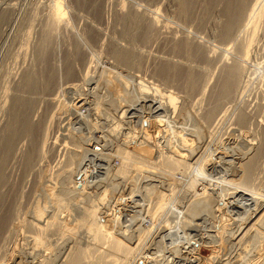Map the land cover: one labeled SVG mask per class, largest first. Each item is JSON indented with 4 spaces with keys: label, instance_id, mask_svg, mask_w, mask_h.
<instances>
[{
    "label": "rangeland",
    "instance_id": "1",
    "mask_svg": "<svg viewBox=\"0 0 264 264\" xmlns=\"http://www.w3.org/2000/svg\"><path fill=\"white\" fill-rule=\"evenodd\" d=\"M251 1L244 11L251 10L256 0ZM89 2L0 0V224L6 223L0 226V264H175L160 255L163 246L153 229L162 222L183 232L184 245L192 246L198 233L206 232L203 243L214 248H200L207 261L201 264H264V229L254 232L256 199L264 196L259 190L264 183V5L257 4L259 16L247 27L249 13L243 11L244 28L223 40L225 0L211 5L199 0L196 9L190 0ZM198 46L208 61L194 55ZM65 58L75 73L70 80L63 77ZM235 63L240 68L236 88L223 101L219 84ZM169 64L177 71L165 78L160 71ZM91 76L93 83L85 84ZM144 83L154 90L144 89ZM156 88L176 100L151 107L153 100L144 93ZM111 92L123 105L105 106ZM83 98L89 104L82 109L77 101ZM62 103L68 104L65 109ZM213 108L212 120L205 122ZM125 111L131 112L129 119ZM18 112L48 129L45 137L36 133L40 139L34 141L33 130L21 134ZM241 113L244 127L238 125ZM128 121L139 126L140 139L128 136ZM96 123V135L105 133L109 144L105 149L80 141L85 133L92 135ZM121 125L118 140L115 130ZM154 131L160 133L151 137ZM33 141L46 143L38 147V160L32 156ZM253 146L262 150L244 205L237 196L240 170ZM72 147L94 158L81 160L77 179L68 184L81 187L78 195L60 191ZM119 206L132 208L136 216L146 213L155 228L120 226Z\"/></svg>",
    "mask_w": 264,
    "mask_h": 264
},
{
    "label": "bare ground",
    "instance_id": "2",
    "mask_svg": "<svg viewBox=\"0 0 264 264\" xmlns=\"http://www.w3.org/2000/svg\"><path fill=\"white\" fill-rule=\"evenodd\" d=\"M76 1H78L79 2V4L81 5V6H89L90 5V0H76ZM197 1H199V0H190V2H191V9L192 8H195L194 6V4H196V2ZM206 1V0H205ZM218 0H210V4H208V5H211V3H215V2H217ZM222 1V0H221ZM224 1V0H223ZM225 1H228L227 3V7H226V4H225V10H226V12H225V14H226V18H227V22H226V24H225V26H222V27H224L223 28V30L221 31V33H220V37L224 40V39H228V38H230L231 39V37H233L234 38V36H233V34L236 32H234V30L236 29H239V30H241V27L242 28H244V26L245 27H247L248 25H249V22H251V24L252 23H254L253 21H252V19H254V20H256L258 17H257V15L259 16V14L258 13H256L257 11V8L256 7H258L259 5H257L258 3L260 4V2H261V0H256L255 1V3H254V5H253V7L251 8L250 6H252V5H250V3H249V1H251V0H248V2L247 3H249V4H247L246 3V1L247 0H225ZM219 2H220V0H219ZM252 2V1H251ZM224 3H226V2H224ZM245 3L247 4L246 5V7L248 6V5H250L249 7L251 8V10H248V12H247V8L245 9L246 11H244V6H245ZM95 4V3H94ZM215 4H217V3H215ZM261 4H263L264 5V1H263V3H261ZM260 4V5H261ZM190 6H189V8H190ZM214 7V6H213ZM248 7V9H250ZM260 7V6H259ZM210 8V7H209ZM191 9H189V10H191ZM196 9V8H195ZM208 9V8H207ZM194 10V9H193ZM193 10H191V11H193ZM217 10V9H216ZM224 10V9H223ZM209 11H212V9L210 10L209 9ZM245 12V14H246V12L247 13H249V14H247V15H244V12ZM250 11V12H249ZM258 11H259V9H258ZM224 14V13H223ZM242 14L244 15V17H245V19H247V22H246V24L243 26H241V24L243 23L242 21H244V20H242ZM4 16V15H3ZM3 16H2V19H3ZM246 16H248V18H246ZM244 17H243V19H244ZM256 19H255V18ZM4 18H5V16H4ZM199 18V17H198ZM201 18V17H200ZM194 19H195V17H194ZM193 19V20H194ZM196 20H197V18H196ZM200 20V19H199ZM199 20L197 21V23H199ZM129 21V20H128ZM194 22V21H193ZM196 22V21H195ZM244 23H245V21H244ZM149 24V23H148ZM194 24V23H193ZM196 24V23H195ZM129 25V24H128ZM119 29V28H118ZM143 31H144V29H143ZM146 31V30H145ZM234 32V33H233ZM239 31L237 30V33H238ZM219 37V38H220ZM236 38V37H235ZM238 39V38H237ZM236 40V39H235ZM249 43V42H248ZM246 45H247V42L245 43ZM246 45H243V44H241L239 47H242V50L241 51H243V48L244 47H246ZM238 46V45H237ZM244 46V47H243ZM237 49V48H236ZM246 50V49H245ZM244 50V51H245ZM205 52L206 51H204L203 50V48H201L200 46H198V47H196L195 49H194V55L196 56V57H199V58H202V59H204V60H207V58H206V55H205ZM248 52V51H247ZM43 53V52H42ZM48 53V52H47ZM244 53V52H243ZM43 55V54H42ZM45 56L44 57H46V54H44ZM41 56V55H40ZM210 56V55H209ZM244 56V55H243ZM68 57V56H67ZM42 58V57H41ZM46 58H48V55H47V57ZM71 58V57H70ZM43 59V58H42ZM45 59H43V61H44ZM47 60V59H46ZM65 63H66V68H65V72H64V74H63V77L67 80V79H69V78H71V79H73L75 76V73H74V69H73V67H71V66H73V65H71L69 62L71 61H68L69 60V58H65ZM209 60V59H208ZM207 60V61H208ZM234 63V62H233ZM71 65V66H70ZM229 65V64H228ZM232 65V64H231ZM167 67H162V69H161V75L162 76H164L165 78L166 77H169L170 75H171V73L172 72H174V71H177L176 70V68H177V66L176 65H174V66H176V68L175 67H173L174 68V70H172L173 68L171 67V66H173V65H171L170 66V64L169 65H166ZM227 66V65H226ZM180 67V66H179ZM182 68V67H181ZM240 68H239V66H238V64L237 63H235L234 65H232V66H229V69H226V71H227V73H226V75H228V70L230 71L229 72V75L226 77V75L224 74V76L226 77L225 79H223L224 80V82H222L223 84H221V81H220V87H221V85H223V91L221 90V88L219 89V90H221L222 92V95H220V99H221V97L223 98H225L226 96L227 97H229L228 95L230 94V92H232V90L234 89V88H236V87H234V86H236L235 84L237 83L236 81H237V79L236 78H238V74H239V70ZM49 71V70H48ZM189 71V70H188ZM52 72V71H51ZM50 72V73H51ZM50 73H49V75H50ZM175 73V72H174ZM183 74V73H182ZM31 75V74H30ZM43 75H45V74H43ZM48 75V74H47ZM48 75V76H49ZM52 75H53V77L55 76L53 73H52ZM32 76V75H31ZM172 76V75H171ZM50 77V76H49ZM193 77V76H192ZM224 78V77H223ZM193 79V78H192ZM37 80V79H36ZM36 80H35V82H36ZM55 80V77L53 78V81ZM70 80V79H69ZM194 80V79H193ZM222 80V79H221ZM93 81H94V78L91 76L90 78H88V80H86L85 82V84H87V85H91L92 83H93ZM27 82H29V81H27ZM38 83V82H37ZM52 82L50 81V86L52 85L51 84ZM194 83V82H193ZM28 84V83H27ZM150 84V83H149ZM195 84V83H194ZM25 85V84H24ZM29 85V84H28ZM38 85V84H37ZM152 85V84H151ZM150 85V86H151ZM30 87H31V84L29 85ZM32 86L33 87H35L33 84H32ZM74 86V88H75V86H76V89H77V85H72V86H70V87H73ZM148 84H146V83H144V89H146V88H148L147 90H154V88L152 87H150ZM26 87V86H25ZM69 87V86H68ZM69 87V90L71 91V89H73V88H70ZM87 87V86H86ZM89 87V86H88ZM48 87H46V89H47ZM79 88V87H78ZM83 88H85V87H83ZM90 88V87H89ZM36 89V88H35ZM75 89V90H76ZM157 89V88H156ZM32 90V89H31ZM146 90V91H147ZM69 91V92H70ZM145 91V90H144ZM157 91H158V89H157ZM157 91H155V92H157ZM234 91V90H233ZM68 92V91H67ZM83 92V91H82ZM148 92V91H147ZM144 93V95L147 97V98H149L150 99V101L151 100H153V102L152 103H150V105H151V107H158V105H160V104H158L159 102H161V101H171V100H173V101H175L176 100V98L172 95V94H170L169 95V93H168V95L166 96H163L159 91V94L161 95V96H158L157 94L158 93H155L156 95H154V93L153 94H149V93ZM153 92V91H152ZM220 92V91H219ZM234 93V92H233ZM87 94H88V92H87ZM215 94V93H214ZM89 95V94H88ZM111 95H112V98H110V97H108V101H107V103L105 104V106H107L108 108H113V106H114V104L115 103H117V102H119V103H121L122 104V102H123V99L122 100H119L118 98H116V96H114L113 95V93L111 92ZM232 95L233 94H231L230 96L232 97ZM126 96L128 97V96H130V94H128V93H126ZM216 96V95H215ZM215 98H217V97H215ZM221 99V100H225V99ZM230 98V97H229ZM20 99V98H19ZM75 99H77V98H75ZM118 99V100H117ZM220 99H217L218 101L220 100ZM228 99V98H227ZM232 99V98H231ZM27 100V99H26ZM212 100V99H211ZM220 100V101H221ZM15 101H17V103L19 102L17 99H15ZM21 101H22V99H21ZM20 101V102H21ZM31 101V100H30ZM159 101V102H158ZM216 101V100H215ZM217 101V102H218ZM222 101V102H223ZM229 101V100H228ZM19 102V103H20ZM27 102H29V101H27ZM172 102V101H171ZM16 103V102H15ZM23 103H25V102H23ZM32 103V102H31ZM91 103V102H90ZM163 103H165V102H163ZM177 103V102H176ZM219 103V102H218ZM22 104V103H21ZM26 104H28V103H26ZM87 104H89L88 103V101L86 100V99H81V100H79V101H77V105L78 106H80V108H82L83 109V107H85V106H87ZM174 104V103H173ZM220 104V103H219ZM18 105V104H17ZM66 105H68L67 103H62L61 105H60V108L61 109H65V107H67ZM120 105V104H119ZM123 105V104H122ZM166 105H167V102H166ZM16 106V105H15ZM14 106V107H15ZM23 106H25L24 104H23ZM29 106H30V104H29ZM33 106V105H32ZM71 106V105H70ZM74 107H75V105H73ZM168 106V105H167ZM172 106V105H171ZM19 107H20V105H19ZM27 107H28V105H27ZM98 107V106H97ZM126 107V106H125ZM173 107V106H172ZM216 107H217V104H216ZM219 107H221V106H219ZM18 108V107H17ZM25 109H26V107H24ZM77 108V107H76ZM120 108V107H119ZM15 109V108H14ZM14 109H13V111H14ZM22 109H23V107H22ZM30 110H31V108H29ZM77 109H79V108H77ZM76 109V112L78 111ZM86 109V108H85ZM171 109V108H170ZM215 110H216V108H215ZM17 111V110H16ZM15 111V112H16ZM21 111V110H20ZM19 111V112H20ZM114 111V110H113ZM119 111L120 110H118V113H119ZM127 111V110H126ZM124 112L123 113V115L124 116H126L127 115V118L129 119V116L131 115V112ZM174 111H175V109H174ZM174 111H171V112H174ZM213 111V112H212ZM19 112H18V117L20 116V114H19ZM24 111H22V113H23ZM26 112V111H25ZM28 112V111H27ZM115 112V111H114ZM170 112V111H169ZM31 113V111L29 112V114ZM211 114H209L208 115V117L207 118H205V122H210V120H212V117H213V113H214V108H213V110H211V112H210ZM27 114V113H26ZM98 114V113H97ZM111 114V113H110ZM115 114V113H114ZM168 114V113H167ZM24 116H22L23 118H22V122H20L21 124L20 125H22L21 127H20V129H19V131H20V133L21 132H23L24 131V135H25V132L26 131H29L30 132V134L32 133L31 131L33 130V132H35V136L37 135L36 133H40V135H39V137L40 136H44L45 137V135L47 134V130L45 129V128H43V125H41V124H39V125H32V124H30L29 122H31V121H28V120H26V118L25 117H27L28 119L30 118V115H27V116H25V114H23ZM78 115V114H77ZM172 115V114H171ZM170 115V116H171ZM20 116V117H21ZM175 116V115H174ZM247 116V115H246ZM15 117H16V115H15ZM171 118V117H170ZM15 119H18L19 120V118H15ZM169 118H167L166 120H168ZM173 119V118H172ZM246 119H247V117H246ZM14 120V119H13ZM21 120V119H20ZM30 120V119H29ZM32 120V119H31ZM165 120V122H167ZM180 120V119H179ZM16 122H17V120H15ZM96 121V120H95ZM114 121H115V119H114ZM15 122V123H16ZM130 122H133V121H130ZM130 122L128 121L127 122V124H129L128 126H129V130L127 131V132H129L128 133V136L130 135L132 138H136L137 140L138 139H140L141 138V136H140V134H142V132L140 131V128H139V126L136 124V123H132L133 125L132 126H130ZM170 122H172V120L170 121ZM243 122H245V114H243V113H241L240 115H239V118H238V125L239 124H243L244 125V123ZM14 123V124H15ZM19 123V122H18ZM18 123H16V124H18ZM32 123V122H31ZM13 124V125H14ZM33 124H35L34 122H33ZM90 124V123H89ZM88 124V125H89ZM92 124V123H91ZM90 124V125H91ZM112 124V123H111ZM126 124V125H127ZM19 125V124H18ZM84 125V124H83ZM87 125V126H88ZM97 125H99V124H97L96 123V126L95 127H93L94 126V124H93V128L92 129H90L91 131H89L88 129L89 128H91L90 126H89V128H87V131H89V132H91L92 133V135H89L88 133H85L84 134V136L83 135H81V136H83L82 137V139H80V141L81 142H85V143H87L89 146H93L94 148H97V149H105V148H107V146L109 145V144H107V141H105V139H104V134L105 133H102V135H99V136H97L96 135V131H97V129H96V127H98ZM103 125V124H102ZM113 125L114 126H116L114 123H113ZM240 125V126H241ZM242 125V127H244ZM245 125H246V122H245ZM112 126V125H111ZM122 126V125H121ZM121 126H118L117 128H116V130H115V132H116V135L115 136H117V135H119L120 136V134H119V131H121L122 129H125L123 126L121 127ZM12 128H14V127H12ZM19 128V127H18ZM86 128V127H85ZM11 130H13V129H11ZM26 130V131H25ZM19 131H15V132H13V133H11V136H13L12 134H15L16 132L17 133H19ZM114 132V133H115ZM122 133H123V130L121 131ZM156 132H158V133H160L159 131H156ZM155 131L154 132H150L149 134H150V136L151 137H153V134L154 133H156ZM80 133V132H79ZM107 133V132H106ZM114 133H113V135H114ZM22 134V133H21ZM29 134V135H30ZM9 135V134H8ZM164 135V134H163ZM10 136V137H11ZM16 136V135H15ZM14 136V137H15ZM18 136V138H19V135H17ZM21 136V135H20ZM32 136V135H31ZM34 136V135H33ZM107 136V135H106ZM8 137V136H7ZM10 137H9V139H10ZM14 137H11V138H14ZM79 137V136H78ZM163 137V136H162ZM5 138V137H4ZM15 138H17V137H15ZM15 138H14V140H15ZM17 138V139H18ZM32 138V137H31ZM41 138V137H40ZM39 138V139H40ZM47 138V137H46ZM8 139V138H7ZM35 139H37V140H39L38 139V137L36 136V138L34 137V141H35ZM121 139V136L120 137H118V140H120ZM5 141H8V140H6V139H4ZM11 140V139H10ZM13 140V139H12ZM45 140V139H44ZM34 141H33V143H34ZM10 142V141H9ZM15 141H11V144L12 143H14ZM40 141H36L34 144V148H33V152L32 151H30V152H32V156H33V158L35 159V157H34V155L36 154L37 155V157H38V155L40 156L42 153L41 152H38V151H40L41 149H42V144H46V143H42L41 144V149H38V144H40L39 143ZM43 142V141H42ZM45 142V141H44ZM3 143H5V142H3ZM10 144V145H11ZM83 144V143H82ZM7 145H9V143H7ZM95 145V146H94ZM199 145V144H198ZM11 146H13V144L11 145ZM249 146V145H248ZM263 146H264V142H263V145H262V148H263ZM6 147V146H5ZM8 147V146H7ZM14 147V146H13ZM39 147V148H40ZM249 147H251V146H249ZM8 148H11V147H8ZM31 148V149H32ZM259 148H261V146H259L258 148H256V147H254L253 146V148H250L251 149V151H252V153L251 154H247L248 156L245 158V160H241L242 161V164H243V166H242V170H240V171H242L241 172V177H240V179H239V182H240V184H239V188H238V200H239V203H243L244 202V205H245V202H247V201H245V199H246V196H247V194H248V192L246 191L247 190V187H248V184H249V181H252L251 180V176H253L255 173H253L252 172V170H253V168H254V164H256L255 163V161L258 159V156H259V154H261L260 152H261V150H262V148L261 149H259ZM30 149V150H31ZM37 149V150H36ZM6 150V149H5ZM5 150H4V152H5ZM12 150V148L10 149V151ZM68 150H70V152H69V155H68V159H67V167H69V169H68V171L66 172L67 173V175L65 176V177H63V179H62V181H63V183H62V187H61V193H66V192H68V194H70L71 193V191L72 192H74V194L76 193H80V191H79V187L78 186H75V184L74 185H72L73 187H71L70 185L68 186V184H69V182H72V181H70L71 180V178L74 180L75 178L77 179V177H78V175H77V177H75L74 178V176H76L75 175V173H77V171H76V167L78 166V164H79V162H82L81 160H83L84 159V161L85 160H87V161H89V162H92L93 160L92 159H94L93 157H92V155L90 154V155H88V154H85V153H83L82 152V150L81 151H79V148L77 147V148H71V149H68ZM91 151V150H90ZM260 151V152H259ZM6 152L8 153L9 152V149L8 150H6ZM30 152L28 153V155H31L30 154ZM37 152L38 153H41V154H37ZM67 152V153H68ZM254 152V153H253ZM6 153V154H7ZM32 156H29L28 157V160H29V158H32ZM8 158V157H7ZM6 158V159H7ZM32 158V159H33ZM40 157H38L37 158V160L39 159ZM31 159V160H32ZM34 159L32 160V162H34ZM27 160V159H26ZM96 160V159H95ZM95 160H94V162H95ZM5 162V161H4ZM31 162V161H30ZM32 162L30 163V165H32ZM29 163V162H28ZM28 163H26V164H28ZM82 163H84V162H82ZM1 164H2V162H1ZM85 164V163H84ZM91 164V163H90ZM5 165V164H4ZM30 165H27V166H30ZM257 166V165H256ZM1 167V166H0ZM79 167V166H78ZM258 168V167H257ZM78 169V168H77ZM256 169V167L254 168V170ZM3 170V169H2ZM253 170V171H254ZM81 171V170H80ZM98 171H99V169H98ZM257 171V170H256ZM2 172V171H1ZM239 172V171H238ZM240 173V172H239ZM253 175H252V174ZM1 174V173H0ZM250 174H251V176H250ZM1 176V175H0ZM224 176V175H223ZM239 176V175H238ZM236 177H237V175H236ZM253 178H256V177H253ZM261 178V177H260ZM223 180V179H222ZM254 180V179H253ZM77 181V180H76ZM226 181V180H225ZM255 181H256V179H255ZM79 182V181H78ZM264 182V181H263ZM81 183H82V181H81ZM232 183V182H231ZM79 184V183H78ZM263 185H259L260 186V188H259V190L261 189L262 190V192L264 193V183H262ZM80 185V184H79ZM234 185H236V184H234ZM252 185V184H251ZM75 186V187H74ZM258 186V187H259ZM156 187V186H155ZM81 188V187H80ZM235 188V187H234ZM250 188V187H249ZM252 188V187H251ZM81 190V189H80ZM260 190V191H261ZM70 191V192H69ZM245 191H246V193H245ZM59 192V191H58ZM236 192H237V190H236ZM235 192V193H236ZM258 192V191H257ZM60 193V194H61ZM44 194V193H43ZM67 194V193H66ZM81 194V193H80ZM79 194V195H80ZM251 194V193H250ZM78 195V194H77ZM75 196V195H74ZM84 196V195H83ZM257 196V195H256ZM3 197V196H2ZM80 197V196H79ZM250 197V196H249ZM259 198L258 199H256V206H257V211H256V213H257V215H258V218L259 219H257V221H256V225L254 226V227H256L255 228V231L254 232H258L257 234L259 235V234H261V231L264 229V196H263V198H262V195H259L258 196ZM48 198V197H47ZM140 198V197H139ZM251 198V197H250ZM249 198V199H250ZM257 198V197H256ZM238 202V201H237ZM236 202V203H237ZM119 204V203H118ZM117 204V205H118ZM247 204V203H246ZM247 205H249V204H247ZM254 205V204H253ZM256 206H254V207H256ZM247 207V206H246ZM248 208V207H247ZM246 208V209H247ZM250 208V207H249ZM115 209H116V207H115ZM117 210V217H116V219L119 221V224H120V226L121 225H123V227H125V228H128V229H137L138 227H139V229L140 230H144L143 229V227H146V228H148L149 226V229H153V228H155L154 226H152V225H150L151 223H150V221H151V218H150V216H148L146 213H140V214H138L137 216L134 214H132V208H130V209H121V206H119V208H117L116 209ZM135 210H138V209H135ZM243 210V209H242ZM134 211V210H133ZM251 211V210H250ZM254 212V211H253ZM12 214V213H11ZM120 217V218H119ZM123 217H124V219H123ZM257 217V216H256ZM161 218L162 217H158V219L161 221ZM159 220H157V221H159ZM187 220V219H186ZM10 221H11V219H10ZM4 222L5 221H2V223L1 224H3V226H6V223H5V225H4ZM178 222V221H177ZM180 223V222H179ZM1 224H0V226H1ZM34 224V223H33ZM255 224V223H254ZM8 225V224H7ZM34 225H36V223L34 224ZM159 225V224H158ZM2 227V226H1ZM0 227V228H1ZM9 227H11V226H9ZM8 227V228H9ZM12 227H13V225H12ZM171 227H173V226H165V225H163V222L161 223V225L160 226H158V228H155V229H153V232L155 233V235H158L159 236V238H160V241L159 242H161V246H163L162 247V249L160 250L161 251V254L160 255H162V256H164L167 260H168V262H170V263H175V264H201L202 262H205V261H202V258H205V257H203V256H201V254H200V248H212L213 247V245H209V244H204L203 242H206V241H204V240H206L207 239V234H206V232H202V233H198L199 234V236H197L196 238H197V240H195V242H192V246L191 245H188V244H185L184 245V240H182L181 239V237H183V232L181 233L180 232V230L177 228H171ZM209 227H210V225H209ZM3 228V227H2ZM14 228V227H13ZM16 228V227H15ZM104 230V229H103ZM117 230V229H116ZM212 230V229H211ZM14 231V230H13ZM186 231V230H185ZM105 232V231H104ZM103 232V233H104ZM116 232V231H115ZM119 232V231H118ZM190 232V231H189ZM264 231H262V233H263ZM1 233V232H0ZM106 233V232H105ZM193 233V234H192ZM195 233L196 232H191L190 233V235L191 236H195ZM118 234V233H117ZM133 235H134V233H133ZM189 235V236H190ZM137 236V235H136ZM127 237V236H126ZM130 237V236H129ZM253 237H255V236H253ZM252 237V238H253ZM259 237H262V235L261 236H259ZM137 238V237H136ZM158 238V239H159ZM217 238V237H216ZM256 238H258L257 236H256ZM256 238H254L255 240V242L257 243L258 241H259V239H256ZM129 239V238H128ZM132 239H133V237H132ZM263 239V238H262ZM141 240V239H140ZM199 240H200V242H199ZM210 240H211V238H210ZM252 240V239H251ZM258 240V241H257ZM261 240V239H260ZM123 242V241H122ZM131 242H135V240L134 241H131ZM158 242V243H159ZM219 242V241H218ZM157 243V244H158ZM252 243H253V241H252ZM263 243V242H262ZM137 244V243H136ZM160 244V243H159ZM255 243H253V245H254ZM216 245V244H215ZM217 245H218V243H217ZM160 246V247H161ZM214 248V247H213ZM127 251V250H126ZM125 252V251H124ZM158 253H160V252H158ZM38 255V254H37ZM75 256H77L76 254H74ZM74 257V256H73ZM210 260V259H209ZM207 262V261H206ZM209 263H211V262H209Z\"/></svg>",
    "mask_w": 264,
    "mask_h": 264
},
{
    "label": "built area",
    "instance_id": "3",
    "mask_svg": "<svg viewBox=\"0 0 264 264\" xmlns=\"http://www.w3.org/2000/svg\"><path fill=\"white\" fill-rule=\"evenodd\" d=\"M101 174V173H100Z\"/></svg>",
    "mask_w": 264,
    "mask_h": 264
}]
</instances>
